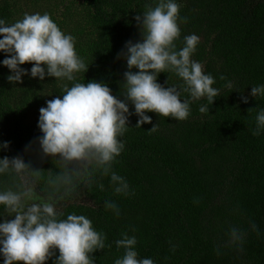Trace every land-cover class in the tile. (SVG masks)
Wrapping results in <instances>:
<instances>
[{"label":"trees","instance_id":"obj_1","mask_svg":"<svg viewBox=\"0 0 264 264\" xmlns=\"http://www.w3.org/2000/svg\"><path fill=\"white\" fill-rule=\"evenodd\" d=\"M58 1L61 9L55 6L51 17L66 33L74 29L76 50L89 64L88 71L77 73L76 81L50 76L40 80L30 75L34 62H25L21 67L29 74L22 82H11L7 78L11 70L0 63V142H10L8 149L0 150V158L20 156L43 172L37 186V200L43 201L49 190L47 177L59 174L64 165L58 154L45 155L40 146L41 107L62 98L65 84L105 82L133 113L121 138L125 149L113 170L126 178L134 195L116 194L110 176L94 171L90 180L85 177L77 183L72 196L57 202V211L64 214L60 219L83 214L107 234L106 245L111 247L92 253L95 264H114L123 255L115 244L123 232L136 235L140 257H151L158 264H264V133L253 135L264 97L250 95L253 86L264 84V0H178L187 23L180 25L177 49L184 46L185 36L200 37L192 59L216 78L213 87L220 89V96L206 114L199 107L208 103L207 98L193 101L191 115L183 121L146 110L152 122L141 127H136L139 117L123 92L124 73L129 71L124 53L126 42L144 38L136 17L158 0ZM76 1L84 6L83 17L61 12L71 14ZM17 12L15 0L0 2V18L6 23H13ZM9 55L0 51V62ZM229 81L232 88L226 86ZM158 82L165 87L176 84L178 90L183 83L173 72H161ZM242 96L248 97L247 103ZM156 124L158 130L149 131ZM11 183L0 177V188ZM105 200L119 205V217L105 209ZM14 218L0 205V222ZM252 223L260 235L251 230ZM232 227L248 231L243 251L225 246ZM173 244L178 245L175 251ZM55 252L45 264H54L59 250ZM3 260L0 254V264Z\"/></svg>","mask_w":264,"mask_h":264},{"label":"clouds","instance_id":"obj_2","mask_svg":"<svg viewBox=\"0 0 264 264\" xmlns=\"http://www.w3.org/2000/svg\"><path fill=\"white\" fill-rule=\"evenodd\" d=\"M180 8L178 0H158L155 7L149 6L142 17H136L142 24L143 40L126 42L124 55L129 71L124 73L123 92L139 117L136 127L152 122L146 110L183 121L190 117L193 101L206 97L208 103L199 107L206 114L220 96V89L213 87L216 78L205 72L202 62L192 59L200 37L195 33L185 36L184 46L177 49L175 41L181 36L180 25L187 23V17L180 15ZM0 35L3 37L0 51L11 54L0 62L11 70L7 77L11 82H22L23 76L29 74V69L21 67L25 62H34L30 75L40 80L50 76L76 81L77 73L88 71L89 64L76 50V38L63 31L48 12L25 13L11 24L0 18ZM133 68L139 71H131ZM161 72H173L181 78L180 90L176 84L165 87L159 83ZM226 86L232 88V82ZM184 92L189 96L184 97ZM62 93V98L57 96L41 107L38 120L44 134L38 138L43 153L58 154L64 165L59 174L47 177L49 190L45 199L37 200V186L44 179L41 170L32 169L20 156L0 158V177L12 181L10 186L0 188V205L9 215L15 214L14 219L0 222L3 264L16 261L45 264L56 255V249L59 255L54 264H95L92 253L111 247L106 245L107 234L97 230L93 221L83 214L71 213L60 219L64 214L57 211L58 200L72 196L77 183L85 177L90 180L94 171L110 176L116 194L134 195L126 178L113 170V164L125 149L126 142L121 138L133 114L128 103L113 95L107 83L96 80L75 82L70 87L65 84ZM250 95L264 97V84L253 86ZM242 100L247 103L248 97L242 96ZM158 127L156 124L149 131L155 132ZM262 133L264 108L256 116L253 135ZM9 145V141L0 142V150L8 149ZM73 162L78 165L75 169L70 167ZM99 188L103 190L104 185L99 184ZM104 207L117 217L121 214L114 201L105 200ZM251 230L260 235L255 223ZM121 236L115 244L124 252L115 258L114 264H158L151 257H140L136 235L123 232ZM247 236V230L232 227L225 246L243 251ZM177 246L173 244L172 251ZM215 251L220 255L221 247L217 246Z\"/></svg>","mask_w":264,"mask_h":264},{"label":"rangeland","instance_id":"obj_3","mask_svg":"<svg viewBox=\"0 0 264 264\" xmlns=\"http://www.w3.org/2000/svg\"><path fill=\"white\" fill-rule=\"evenodd\" d=\"M1 1L2 0H0V2ZM10 1H13V0H10ZM15 2L17 4L18 12L14 16L13 23L16 22L17 20L22 19L25 13L40 12L41 14H43L44 12H48L51 14L52 12L55 11V6L58 5L60 7V3L58 0H37V1L36 0H15ZM83 8L84 6L76 1V5H74V7L72 8L71 14L63 12V11L61 12L64 13V15L66 16L73 15L74 18H78L79 16L83 17V14H84ZM68 33L72 34L76 38V36L74 35V29H69Z\"/></svg>","mask_w":264,"mask_h":264}]
</instances>
